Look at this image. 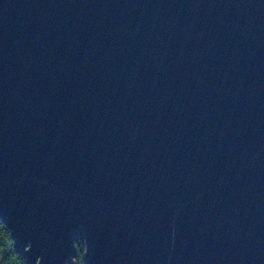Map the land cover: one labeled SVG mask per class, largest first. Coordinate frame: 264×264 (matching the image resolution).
<instances>
[{"label":"water","instance_id":"95a60500","mask_svg":"<svg viewBox=\"0 0 264 264\" xmlns=\"http://www.w3.org/2000/svg\"><path fill=\"white\" fill-rule=\"evenodd\" d=\"M0 220L26 264H264V0H0Z\"/></svg>","mask_w":264,"mask_h":264},{"label":"trees","instance_id":"16d2710c","mask_svg":"<svg viewBox=\"0 0 264 264\" xmlns=\"http://www.w3.org/2000/svg\"><path fill=\"white\" fill-rule=\"evenodd\" d=\"M76 254L73 264H86L85 247L80 240L74 243ZM0 264H26L25 258L16 252L14 240L10 230L0 220Z\"/></svg>","mask_w":264,"mask_h":264}]
</instances>
